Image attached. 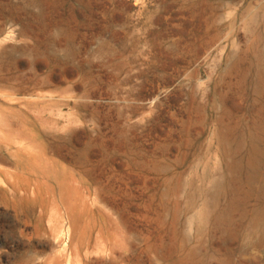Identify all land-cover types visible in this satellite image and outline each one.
Returning <instances> with one entry per match:
<instances>
[{
	"label": "rangeland",
	"instance_id": "374dc122",
	"mask_svg": "<svg viewBox=\"0 0 264 264\" xmlns=\"http://www.w3.org/2000/svg\"><path fill=\"white\" fill-rule=\"evenodd\" d=\"M0 264H264V0H0Z\"/></svg>",
	"mask_w": 264,
	"mask_h": 264
}]
</instances>
